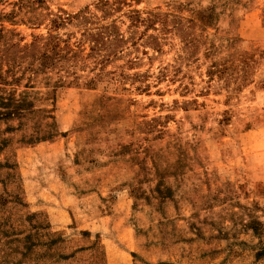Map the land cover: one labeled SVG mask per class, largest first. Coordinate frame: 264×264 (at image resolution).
I'll use <instances>...</instances> for the list:
<instances>
[{
	"label": "rangeland",
	"instance_id": "rangeland-1",
	"mask_svg": "<svg viewBox=\"0 0 264 264\" xmlns=\"http://www.w3.org/2000/svg\"><path fill=\"white\" fill-rule=\"evenodd\" d=\"M32 1L0 4V264H264V0Z\"/></svg>",
	"mask_w": 264,
	"mask_h": 264
},
{
	"label": "trees",
	"instance_id": "trees-1",
	"mask_svg": "<svg viewBox=\"0 0 264 264\" xmlns=\"http://www.w3.org/2000/svg\"><path fill=\"white\" fill-rule=\"evenodd\" d=\"M6 0H0V4H2L3 2H5ZM37 1H39V0H36V1H32L33 3H35V2H37ZM0 16H1V13H0ZM57 21H55V23H56ZM58 23V22H57ZM42 40H44V38H39L38 39V42H41ZM50 40V38H48V40H47V42L44 44V46H46V47H57V43H54L53 41H49ZM14 45H16V44H14ZM37 45V43L36 42H33L30 46H29V49H32V48H35V46ZM55 52V51H54ZM56 54H57V52H56ZM5 57H7V56H5ZM50 56L48 55V54H41V55H38L37 56V59H40V58H43V59H47V58H49ZM2 59H5V58H2ZM6 60H9L8 58L6 59ZM19 103H17V104H13V106H11V107H13V109L14 110H16L15 112H17V110H18V108H19ZM1 113V112H0ZM9 113H13V112H7V113H5V114H9ZM1 115H2V113H1Z\"/></svg>",
	"mask_w": 264,
	"mask_h": 264
},
{
	"label": "crops",
	"instance_id": "crops-1",
	"mask_svg": "<svg viewBox=\"0 0 264 264\" xmlns=\"http://www.w3.org/2000/svg\"><path fill=\"white\" fill-rule=\"evenodd\" d=\"M51 208H53V207H51ZM52 210H54V211L56 210V211H57V210H63V209H62V208H55V207H54ZM62 213L65 214L64 211H62ZM55 222H56V220L54 221V223H55Z\"/></svg>",
	"mask_w": 264,
	"mask_h": 264
}]
</instances>
